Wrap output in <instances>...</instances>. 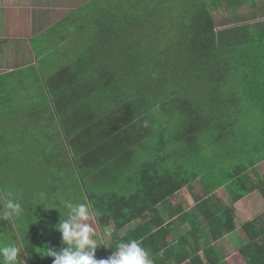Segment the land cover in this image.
Listing matches in <instances>:
<instances>
[{"label": "trees", "instance_id": "1", "mask_svg": "<svg viewBox=\"0 0 264 264\" xmlns=\"http://www.w3.org/2000/svg\"><path fill=\"white\" fill-rule=\"evenodd\" d=\"M92 1L96 0L84 5L76 32L85 34L86 45H81L85 54L94 50L97 59L69 62L43 79L51 91L55 79L66 72L63 94L52 98L58 103L65 99L69 108L55 109L59 124L51 134L41 127V136L34 133L32 139L27 133L33 127L14 130L21 134L10 135L17 139L13 149L32 142L58 147L62 154L52 175L71 159L68 165L79 174L85 203L95 210L96 235L103 228L112 230L97 249V259H107L119 243L136 240L148 250L152 264H223L212 243L235 231L234 204L255 192L264 200V178L255 170L264 160V0H103L100 6ZM219 13L223 16L218 21ZM143 36L166 43L149 44L143 52ZM40 49L33 48L36 54ZM15 80L0 86V102H14L10 91ZM93 84L103 93L104 109L78 108V99L81 103L80 98L94 95L84 91ZM107 122L97 134L96 127ZM199 137L207 146L226 150V176L212 183L208 173L201 190L209 196L194 197V209L188 213L182 206L176 208L178 218L189 220L186 236L191 243L185 235L173 241L174 237L169 239L173 221L165 224L157 206L177 201L179 191L208 172L193 170L199 162L196 153H202ZM144 141L145 148L137 151ZM41 149L39 153L46 154L52 148ZM248 153L258 156H242ZM116 154L119 157H112ZM142 155L145 162L138 164ZM26 157L27 153H17L18 161ZM116 160L119 163H110ZM185 164L190 172L184 170ZM107 170H112L110 179L101 176ZM222 187L230 204L215 197ZM40 212L22 241L30 254L27 264H52L42 249L63 246L55 230L61 214ZM135 222L139 224L129 230ZM203 223L211 242L206 247L200 244ZM125 229L128 232L121 236ZM242 229L247 241L238 253L244 264H264V212Z\"/></svg>", "mask_w": 264, "mask_h": 264}, {"label": "rangeland", "instance_id": "2", "mask_svg": "<svg viewBox=\"0 0 264 264\" xmlns=\"http://www.w3.org/2000/svg\"><path fill=\"white\" fill-rule=\"evenodd\" d=\"M86 1L88 0H0V36L6 33L8 34L11 31V27H12V23L8 21V18L6 17L7 14L4 13L5 9H7L8 12L15 13V15H13L11 19V21L14 23L16 27V31H13L14 33L13 35L18 36V38H20V41L25 43L27 41L26 39L23 38V34L26 35V34H29L30 32V35H33L36 31L44 29L45 27L61 19L67 13L74 10L75 7L83 5L84 2ZM102 2L103 0H96V1H92L91 4H93V6H100V3ZM15 5L24 11L21 10V13L19 14L16 11L17 7ZM8 6L10 7L7 8ZM83 7L79 9L80 12H82ZM215 15L217 14L215 13ZM222 16H223V13L218 14V17H216L218 21L220 20V18H222ZM224 16H226L225 13H224ZM28 18H30L29 24L27 22ZM25 23H26V27H25ZM18 25H19V31L17 30ZM3 28H5L6 30H3ZM47 31H48L47 34L44 33L43 31V32H40L39 34L34 35L31 41H33L34 44H36L37 47H40V48L41 46L46 48L51 44L54 45V43L58 41L60 38V32L64 33V27L52 25L51 28L48 29ZM20 33H22V35ZM13 35H11V37H14ZM145 39H146L145 41H142V46H141L143 52H147V48L149 44L163 46L166 43L165 39H159L156 37L150 38V39L145 38ZM6 41H7V44H5ZM10 41H11L10 38L7 40H4L3 46L0 47V59L4 60L3 63L8 68L18 67L19 66L18 64H20L21 67L18 69H14L12 72L8 74L0 75V83L5 84L11 79H21V80L23 79L24 83L17 82L16 87L11 88L12 89L11 93L12 95H15L16 103L19 105V107L16 105V110H12L11 112H13V114H16L15 115L16 117L17 115L18 117L20 116L22 117V116L27 115V112H26L27 109H25L26 106L29 105L30 109L38 108L34 106L33 104L35 101L40 103L38 106L45 105V103L40 101L38 95L34 94L35 91H39L40 89H42L40 88L41 85L37 83L36 77L39 78V76L43 75L41 72V69L45 73H49V74H52L55 71H57L58 70L57 65L62 66L61 62L63 61V54H61L60 57L58 58L59 61L55 60L56 64L49 63L50 61L47 59V57H45L43 61L40 62L39 57L35 56V54H33L34 59L32 62L31 51L26 46H24V50H23V46L20 47L21 52L18 49L16 50L13 49L14 52L13 53L11 52L10 54L7 51V48L10 49L9 47L11 45ZM25 49H27V51H25ZM53 51H55V47L49 50L48 52V56L50 59L54 56L56 57L58 56L57 53ZM7 52L9 53V55L7 54ZM172 57L175 60L176 56L174 54ZM40 73L42 75H40ZM193 94L194 95L196 94L195 90ZM101 107H104V106H101ZM244 108H248V107L244 105L243 109ZM94 111L97 112L98 110L94 109ZM0 113H1L0 118L2 119L3 111L0 110ZM30 115H33V114H30ZM21 117L19 119L20 120L19 124L22 123ZM9 121H12V119H9ZM248 121H251V123L252 122L254 123L255 118H250ZM0 123H3V122L1 121ZM41 124H46V127L44 128V130L46 131L48 130V131L45 132V134H51L54 131L53 126L49 124V120L47 121V123H44L43 121H41ZM15 128L20 129V127H15ZM40 128L41 127H37L36 129H33V131L37 135L41 136V134L38 133L40 132ZM19 134L21 133L18 132V133H15L14 135L17 137L19 136ZM0 135H1V130H0ZM0 137L3 138V141L0 140V142L11 143L7 138H4L2 136ZM11 139H12V142L17 140L15 137L14 138L11 137ZM153 142H155V140ZM207 143L208 142H205L204 137H202L199 140V145L202 148L201 150L202 153H196L194 158H196L197 162L198 161L199 162H198V166L194 167L193 170L204 172L205 169L206 170L209 169L208 172H206L205 176L203 174V176L200 177L199 180L191 183L190 186L185 188V190L177 194V199L181 202L182 206H184V210L187 213L190 212L191 209H193L195 205L194 203L195 201L192 202V193L196 195L202 192L201 190L203 187L202 185L205 184V181H207L206 179H207L208 173H209L208 179L212 183H215V181L218 182L222 179L223 176H226L225 175L226 174V150H223L222 147H216L215 145L207 146ZM22 144L24 145L25 149L21 152L18 151L17 149L14 150L11 147L9 148V150H7L8 152H5L4 150L0 149L3 155V157H0V160L4 161L3 164H1L0 166V187H1V192L3 194L4 200L8 198H12V199H19V197L23 198L22 195H24L25 190L23 191V187H20L22 184L27 187L28 189L27 194L33 196L31 199L34 198L32 207L30 206L31 200H29L26 203L23 202L22 208L24 209V212L20 216V218L16 220L15 224H13V228L15 229V233L13 232V234L17 235L19 241H23V238L29 232V227L36 221L34 212L37 211L39 208H43L48 211L53 210L54 212H58L59 214H61L60 215L61 217L59 218V221H58L59 223L60 219L66 218V215H65L66 210L62 207L61 201L71 200L74 203L76 199L78 198L76 192L73 189L68 190L69 187L66 185V182H68V179L69 178L71 179L75 173L73 172L74 171L73 167L71 165L68 166V161H71L70 158L66 160L67 166H63L61 170L58 169L59 170L58 173H54L53 175H48L49 179L52 178L49 181V186L55 188L56 194L54 195H56L57 198L56 197L53 198L52 196L48 197L49 190L46 192L41 191L40 186L42 184L40 185V183H37L38 185H35V187L37 188L36 190L31 183L26 182L28 179L22 181L23 180L22 176H24V178H27L31 176L30 171H37V170L38 171L36 174L35 181L41 180V176L43 172L51 173L52 171L58 168L57 166H55V164H57L60 158L59 156H61L62 154V153H46V154L39 153L38 158H36V164H35V161L27 160L26 158L23 162L18 161L23 165L21 167L20 166L17 167L18 163L16 159L14 160H11L12 158L6 159L4 156L6 154L9 156V153H34L31 151L36 150L37 148L35 147L34 149H31L32 145L30 143H22ZM152 145H154V143H152ZM242 156H245L249 159H253L255 157V155L251 153H248L247 155H242ZM57 157H58V160H56ZM205 161L208 163L206 164ZM144 162H145V158L143 155L142 157L137 159L138 164L139 163L143 164ZM19 168L26 169L23 175L18 174L17 172L14 171L15 169H19ZM257 169L260 174L259 176L261 178H264V163L258 166ZM184 170H187L188 172H190L188 165L185 164ZM44 182L45 183L47 182L46 179H44ZM39 188L40 190H38ZM43 188L46 189L45 184H43ZM222 188L218 190L219 195L217 196L215 194L214 195L223 204L226 205V201L230 204L231 199L226 193L225 188L224 187ZM108 190L112 191V188L109 187ZM67 193H69L71 197H68L66 195ZM78 200L83 201L84 198L82 199L78 198L77 201ZM84 201L83 203H85ZM174 202L175 201H173L172 203ZM57 203H59V205H57ZM239 204L240 205H238L237 203L238 206L234 205V208L238 207V208H235V221H234L235 226H236L235 231L228 235H225L219 241L212 243L213 248L223 258V261H224L223 264H244L243 259L240 257L238 253V249L247 241L245 231H243L242 229L243 225L247 223L248 221H250L251 219H253L255 216L261 215L264 212V200L261 198V196L257 192L244 197L243 199L239 201ZM175 224L177 225L178 223H175ZM175 224H173L172 226H176ZM202 225L199 227V232L201 233V237H202L200 244L203 245V247H206L211 242L209 241V234L205 228L204 223ZM111 231L112 230L110 228L101 229V233L97 231L96 239L100 242L101 247L104 246V243L106 242L105 240H107L108 234ZM56 234L61 236L58 231H56ZM204 235H206V237ZM0 237H2L1 234H0ZM179 237H182V235L179 234ZM186 239H188L189 243H191L189 236H186ZM9 241H10L9 238L0 239V243H4V244L9 243ZM171 246L173 247L175 252H178V250H180L176 242H172ZM198 256L200 257V259H203L202 252H199Z\"/></svg>", "mask_w": 264, "mask_h": 264}, {"label": "crops", "instance_id": "3", "mask_svg": "<svg viewBox=\"0 0 264 264\" xmlns=\"http://www.w3.org/2000/svg\"><path fill=\"white\" fill-rule=\"evenodd\" d=\"M88 1H86V2H88ZM86 2H84V4L81 5V6L75 7L74 10L70 11L65 16H63L61 19H59L58 21H56V22L52 23L51 25L45 27L44 29L38 30L36 32L34 31L35 33L33 35H30V32H29V34H26V35L23 34V38L26 39V41H27L25 43L22 42V41H20V38H18V36L13 35L14 34L13 31H16V27H15L14 23L11 21V19H12L13 15H15V13L8 12L7 9H5L4 10V13L7 14L6 17L8 18V21H10L12 23V27H11V31L8 34L6 33V34H3V35L0 36V40H1L0 41V47L3 46L4 40H7V39L10 38L11 39V41H10L11 42V45L9 46L10 49H8L6 47L7 48V51L10 54H11V52L12 53L14 52L13 49H15V50L18 49L21 52L20 47L23 46V50H24V46H26L31 51V59H32V62H33V59H34V57H33L34 55L33 54H35V56H38L39 57V61L40 62H42L43 59L45 57H47V59L50 61L49 63L56 64L55 63V60L59 61L58 58L60 57L61 54H63V61L62 62L60 61L62 63L61 64L62 66H60V65L58 66L57 65V68H58L57 71H59L60 69L66 68V66L69 64V62H72V63H75V62H87V61H90V60H93V59L94 60L97 59V57L94 56V54H95V51L94 50H90V52H89L90 54L89 55L85 54V52H84V50H82V46H81L82 44L86 45V42L87 41H86L85 36H84L85 34L84 33H80L79 34V33L76 32L77 31L76 28L78 27V24L80 23V19L83 18V15L79 11V9L81 7H83L86 4ZM9 7L10 6H8L7 8H9ZM16 7H17L16 11L20 14L22 9L18 8V6H16ZM22 11H24V10H22ZM73 15H75V16H73ZM29 19L30 18H28V21H27L28 24L30 23ZM26 23H25V27H26ZM52 25L53 26L54 25H57V26H60V27H64V33L60 32V38H59L58 41H56L54 43V45L51 44V45H49L46 48L43 47L44 50H42V48L40 49V47H37V45L34 44L33 41H31L32 40V37L34 35H36V34H39L40 32H43V31H44V33L47 34V32H48L47 30L50 29ZM3 30H6V29L3 28ZM17 30L19 31V25L17 27ZM15 34H16V32H15ZM20 34L22 35V33H20ZM11 35H13L15 38L14 37H11ZM27 35H29V36H27ZM15 43H16V45H15ZM32 43H33V45H32ZM5 44H7V41H6ZM34 47L36 49L39 48L41 50V53L40 54H36L35 53V50H33ZM54 47H55V51H53V52L57 53L58 56L57 57L54 56V57H52L50 59L49 56H48V52H49V50H51ZM25 51H27V49H25ZM8 52H7V54L9 55ZM86 52H87V50H86ZM89 57H90V59H89ZM3 62H4V60L3 59H0V75L8 74V73L12 72L14 69H18V68L21 67V65L18 64L19 65V66L17 65L18 67L8 68V67H6V65ZM41 72H42L43 75L40 73V75H42V76H39V78L41 80L40 81V84H41V88L42 89H40L39 91H35L34 94H37L38 97H39V99H40V101L43 102V103H45V105H40L41 106L40 107V106H38L40 103L36 101V103H35L34 106H36L38 108L30 109V106L29 105L26 106L25 109L29 110L30 113H27V115L22 116V117L20 116L21 117V121H22L21 124H19L20 117H18V115L16 117L15 116L16 114H13V112H11L12 110H16V105L19 107V105L16 103V99H14V102H4V101L3 102H0V104H1L0 110L3 111V113H2L3 118L2 119L0 118V122L1 121L3 122V123H0V130H1V135L0 136H2L4 138H7L11 142V143H3V142H0V149L4 150L5 152H8L7 150H9L10 147L11 148H15V146L13 145V143H15V141L12 142L11 137H10V135H14L15 134L16 131H14V130H17L18 131V130L21 129L20 130L21 132L22 131L25 132L24 131V127L25 126H29V127L31 126L33 128L31 130L28 129L29 132L27 133L28 134L27 136L28 137L30 136L33 139L34 138V136L32 135L34 133L33 129H36L37 127H46V124H41V121H43L44 123H47V121L49 120V124L53 126V130L55 129V126L57 124H59V119L55 116V109L58 108V106L61 107V108H63V107L64 108H67V109L69 108L68 101H66L65 99L63 100L62 103H58V102H56V100H53V98H52V95H54L56 93L59 94V95H62L63 94L64 89H63V86H62V83H63L62 82V79L66 75V72H64L63 75H60L59 77H57V79H55V81L53 82V87H52L53 89L51 91L48 89V87H46L43 84V79L45 77H49L53 73L52 74L45 73L44 71H42V69H41ZM38 74H39V72H38ZM20 81L23 82V80H21V79H20ZM20 81H18L16 79L15 80V83L13 84L14 87H16V83L17 82H20ZM9 82H11V81L9 80ZM0 86H2V84ZM84 91H85V93H89L90 95L93 93L94 95L93 96L91 95L90 97L89 96H86L84 98H80L81 99V103H80V101L78 99L77 102H76L77 103L76 106L78 108H79L80 105H82V107H84V109H86V110H90L91 108H94V109H98V108L104 109V107H101L100 106L102 104V101H100V99L102 98L103 93H101V90H100V88H99L98 85L93 84L89 88L85 89ZM10 93H11V91H10ZM39 108H40V110H44V111L37 112V109H39ZM30 114H33V115H30ZM0 117H1V113H0ZM29 117H31V118H29ZM75 118H76V116L73 119H75ZM9 119H12V121H9ZM68 120H70V118ZM104 120L107 121L108 119L105 118ZM74 121H77V120H74ZM107 124H110V122L100 123L101 128L98 127V126L96 127V128H98V129H96L97 134L99 132H103V130H104L103 129V126L104 125H107ZM15 127H20V129H17ZM38 133L40 134L41 131L38 132ZM35 136H39V135L36 134ZM0 140L3 141V138L0 137ZM30 144L32 145L31 146V149H34L35 147H37V148H36V150L31 151V152H34V153H30V154L27 153V157L26 158H27V160H33V161H35V164H36V158H38L39 152L43 151L41 148H46L47 149L49 146H51V148H52L51 149V153H61L62 152L61 149H59L58 147H53L54 145L53 146L52 145H49L50 142H48L47 144H45V143L37 144L36 142H32ZM145 144H146V141H144L139 146H137L136 150L139 151V150L144 149L145 148ZM19 147L21 149L18 148L17 150L20 151V152L25 149L24 148V145H20ZM16 148H17V146H16ZM136 150H134V151H136ZM253 155H255V156L257 155L258 156L257 153H254ZM122 156H124V155H122ZM0 157H3L1 151H0ZM8 157H10V159L12 158L11 160L16 159L17 160V163L19 165L21 164V163L18 162V159L19 158H17V153H9V156ZM112 157H119V156L116 154V155H114ZM21 161L23 162L24 160H21ZM3 162L4 161H1L0 160V166H1V164H3ZM110 163H119V161L116 160V161H112ZM262 163H264V160L262 162L258 163L255 166V170L258 173V175H260V174H259V171H258L257 167L260 166ZM113 165H115V164H113ZM14 171L17 172L18 174L23 175V173L26 171V169L24 170L22 168L21 169L19 168L18 170L15 169ZM37 171H30L31 176H29L27 178H24V176H22V179H23L22 181L28 179L26 182L31 183L36 190H37V188L35 187V185H38L37 183H40V185L42 184L40 186L41 191L46 192V191L49 190L48 197L49 196H52L53 198L54 197L57 198V196L52 193V190H53L52 188L53 187H50L49 186V181H50L51 178L49 179L48 175H52V172L51 173L43 172L42 173V176H41V180L35 181ZM73 172H75L74 173V176L71 179L70 178L69 179L67 178L68 179V182H66V185L69 187L68 190H70V189L72 190L73 189L76 192L78 198H81L82 199L83 198V192H85L84 191L85 189H84V186L81 183V180L79 178V174H78L77 170L75 171V169H74ZM95 173L91 174V176H93V178H96L95 177ZM104 174L107 175L108 179H110V176L112 175V170H107V171L103 172L101 174V176L104 175ZM101 176H100V180L104 181L103 177H101ZM44 179H46V181H47L46 183L44 182ZM74 179L76 180V182L73 183L72 180H74ZM84 181L86 182V178L84 179ZM43 184L46 185V189L43 188ZM20 187H23V191L25 190V192H24V195H22L23 198H20L18 196L19 197V200H20L19 202L21 203V205H23V202L26 203L29 200H31L30 201V204H31L30 206L32 207L33 206V200H34V198L33 199H31V198L33 196L27 194L28 189H27V187L25 185L22 184ZM40 188L38 190H40ZM183 190H185V189H183ZM183 190L179 191L178 193L182 192ZM208 193L209 192H207V191L204 192V190H202V192L200 194H196L195 195L194 193H192V202L193 201L196 202V200H197V199L194 200L193 199L194 197L195 198H199L200 196L206 197L207 195L209 196ZM66 195L68 197H71V195L69 193H67ZM72 197H74V196H72ZM77 199H76V201L74 203H83V201H81V200H78L77 201ZM176 199H177V195H176ZM3 201H4V198H3V194L1 192V187H0V206H2ZM226 203L229 204L227 201H226ZM237 203H238V205H240L239 202H237ZM237 203L234 204V205L238 206ZM57 205H59V203H57ZM179 206H182V204H181V202L179 200L178 201H175L174 203H171V204H169L168 202H164V203L160 204L159 206H157V210L159 211V213L161 215V218H162V221L165 224H167L168 222H171V221H173V224L178 223L177 225L175 224L176 226L171 227L172 231H170V238L169 239H171L172 237H174L173 240H176L177 238H179V234L182 235V236L183 235L186 236L188 234V231H189V226H188V223H187L189 220L188 219H185V220L182 219L181 220V218H178L179 211L176 210V208H178ZM182 207H183V210H184V206H182ZM235 208H238V207H235ZM193 209H191V211ZM42 210H43V208H39L37 211L34 212L35 213L34 214L35 215V219L37 221H39V217L41 215V212L40 211H42ZM50 212L51 213H54L53 210L50 211ZM138 224L139 223H137V222L131 224L129 230H132V228H134ZM12 229H13V231H12ZM125 230L126 231L120 232V235L121 236L122 235H125V233L128 232L127 231L128 229H125ZM13 232L15 233V229L13 228V223L12 222H3V221H0V234L2 235V237H0V239L1 238H9L10 239L9 243L15 242L17 244H22V241H19L17 235H14ZM19 258H22L23 260H25L24 259V256H23V252L20 254V257ZM26 264H27V262H26Z\"/></svg>", "mask_w": 264, "mask_h": 264}, {"label": "clouds", "instance_id": "4", "mask_svg": "<svg viewBox=\"0 0 264 264\" xmlns=\"http://www.w3.org/2000/svg\"><path fill=\"white\" fill-rule=\"evenodd\" d=\"M61 205L66 209V218L60 219L55 230L60 233L63 246L59 250L42 249L43 256L51 258L52 264H152L148 251L136 240L119 243L107 259H97L100 242L93 227L95 210L90 203L71 200H62ZM23 212L19 199H5L0 206V221L15 224ZM22 252L25 260L19 258ZM28 258L30 254L22 244L0 243V264H26Z\"/></svg>", "mask_w": 264, "mask_h": 264}]
</instances>
